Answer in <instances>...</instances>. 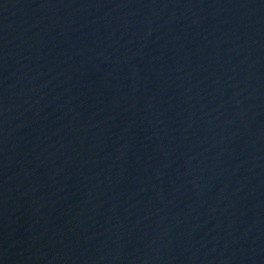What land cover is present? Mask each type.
Segmentation results:
<instances>
[{"label":"water","instance_id":"obj_1","mask_svg":"<svg viewBox=\"0 0 264 264\" xmlns=\"http://www.w3.org/2000/svg\"><path fill=\"white\" fill-rule=\"evenodd\" d=\"M0 264H264V0H0Z\"/></svg>","mask_w":264,"mask_h":264}]
</instances>
